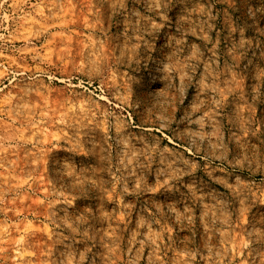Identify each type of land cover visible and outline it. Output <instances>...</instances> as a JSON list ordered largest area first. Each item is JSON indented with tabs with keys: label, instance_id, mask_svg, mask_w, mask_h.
Returning a JSON list of instances; mask_svg holds the SVG:
<instances>
[{
	"label": "rangeland",
	"instance_id": "obj_1",
	"mask_svg": "<svg viewBox=\"0 0 264 264\" xmlns=\"http://www.w3.org/2000/svg\"><path fill=\"white\" fill-rule=\"evenodd\" d=\"M0 264H264V0H0Z\"/></svg>",
	"mask_w": 264,
	"mask_h": 264
}]
</instances>
